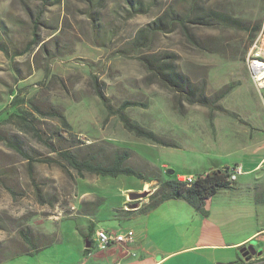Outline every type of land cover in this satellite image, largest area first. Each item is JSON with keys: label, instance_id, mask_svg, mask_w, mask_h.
<instances>
[{"label": "rangeland", "instance_id": "1", "mask_svg": "<svg viewBox=\"0 0 264 264\" xmlns=\"http://www.w3.org/2000/svg\"><path fill=\"white\" fill-rule=\"evenodd\" d=\"M192 1L141 0L145 11L138 13L127 0H0V120L12 111L16 93L39 105H52L65 113L73 134L64 132L56 118L37 114L43 137L53 138L59 146L63 134L65 144H74L80 156L92 148L103 147L109 154L128 148L127 163L144 176L80 175L58 164L31 163L0 140V252L20 244L26 248L21 230L27 229L32 244L45 247L32 254L35 259L66 264L71 253L62 250L79 245L89 223L92 230L137 226L134 212L124 207L126 193L133 190L129 188L145 184L143 189L152 193L166 179L236 162L247 164L264 153V89L256 88L246 60L258 31L253 29L264 19V0H202L228 20L192 24V38L180 28L154 36L151 50L176 53L178 69L203 88L211 101L208 105L183 101L176 106L169 90L148 81V72L133 52V39L141 27L167 9L188 13ZM35 32L42 41L24 53ZM96 83L110 107L96 94ZM127 100L144 103L125 111L172 145L153 143L129 131L118 114ZM12 128L0 125L3 131ZM20 136L33 157H57L31 132ZM260 173L264 166L239 174L237 182H253ZM257 185H264V174ZM84 192L89 196L80 200ZM219 195L235 197L236 204L255 209L254 216L240 219V225L264 228V205L255 204L253 191L234 196L224 190ZM191 222L185 238H195L201 230ZM263 242L264 236L251 241ZM203 253L182 254L177 264H200ZM263 259L264 253L253 261Z\"/></svg>", "mask_w": 264, "mask_h": 264}, {"label": "trees", "instance_id": "2", "mask_svg": "<svg viewBox=\"0 0 264 264\" xmlns=\"http://www.w3.org/2000/svg\"><path fill=\"white\" fill-rule=\"evenodd\" d=\"M140 1L127 0L128 4L133 6L138 13L145 11ZM228 18L229 16L225 13L207 7L202 0H193L188 13H178L167 9L163 14L148 22L137 31L133 39V52L138 55L141 63L148 72V81L156 82L169 90L174 95L176 106L180 105L183 101L202 105H208L211 101L202 87L193 85L190 78L178 69L176 53L151 50L150 46L154 36L160 32H170L176 28H180L186 37L192 38L190 32L192 24L213 25L217 20L226 21ZM37 23L38 21L35 20V28L37 27ZM259 27L260 24H257L253 32H256ZM41 41L35 32L33 39L26 45L23 52L27 53L33 48V45L40 44ZM95 88L96 94L101 98L105 106L110 107L102 88L97 83ZM12 96L10 103L12 111L0 120V125L12 124L15 129L13 130L12 128L9 131L0 129V140L4 141L11 148H14L26 159H31V163H34V161H43L58 164L64 168H73L80 175L87 172L100 176L117 177L120 175H137L140 178H144L140 171L127 163L131 157V150L128 148H118L110 154L103 147L98 149L92 148L85 155L80 156L73 149L74 144H65L67 137L63 134L60 140L61 145L57 146L53 143V138L47 139L43 137L42 129L36 123L38 120L37 114L56 118L61 124L63 131L71 135L73 134V127L65 113L52 105H39L36 101L30 98L27 99L26 95L22 96L16 93ZM137 105H144V103L127 100L118 109V114L125 127L135 135L143 137L153 143L172 145V143L161 138L154 130L144 127L126 113V108ZM27 132H31L39 140L47 144L50 152L55 153L57 157L35 158L27 152L24 140L20 136L21 134H27ZM234 168L226 166L211 169L206 173L197 174V179L191 184L184 183L178 178L166 179L159 183L156 189L148 196V203L138 209H129L128 212H145L155 208L165 200L184 198L197 211L203 215H208L209 211L206 208L207 199L220 189L230 188L235 184V180L230 179ZM148 181H151V179ZM256 188L255 200L257 204H264V185L261 188L257 185ZM21 236L26 244V248H22L21 244L15 245L12 250L8 249L5 252H0V260L13 257L27 251L30 246H35V244H32L29 230H21ZM27 243L29 245L28 247ZM236 264H264V259L262 261H253L251 258L246 261L240 256L236 260Z\"/></svg>", "mask_w": 264, "mask_h": 264}, {"label": "crops", "instance_id": "3", "mask_svg": "<svg viewBox=\"0 0 264 264\" xmlns=\"http://www.w3.org/2000/svg\"><path fill=\"white\" fill-rule=\"evenodd\" d=\"M261 147H264V143ZM255 155H257L256 150L253 151L252 157ZM253 159L247 164L236 162L231 168L241 166L242 172L240 175H248L254 171L262 170L264 153ZM226 166L228 165L219 168ZM263 174H258L253 182L247 181L243 183L237 182L239 179V174H237L235 184L232 187L220 189L207 199L206 208L209 211L208 215H203L197 211L184 198H173L163 201L149 211H134L132 216H134V220H137V226H128V228L124 229L98 227L92 230V226L89 223L86 226V229L88 228L87 231L81 232L86 238L82 236L81 243H78L79 245L66 247L62 250V252L71 253L69 257H72V260L66 264H177V258L180 255L197 251L204 252L200 264L236 261L241 256L240 247L249 244L253 239L264 236V228L258 230L254 226L246 227L245 223L240 225V219H243L245 215L248 218L254 216L255 209L250 205L245 208L236 204L235 197L227 199V197L223 198L219 194L224 190H230L235 194L234 196H240L246 190H251L253 191L254 202L257 204L255 200L256 182L263 177ZM144 187L145 184H142L137 188L129 189L142 190ZM86 196H89L88 192H84L79 198L82 200ZM219 196L220 198H218ZM128 201L126 193L124 198L125 208L131 204ZM148 201V197L141 200L136 209L141 208ZM90 213L87 212V215ZM199 218L202 219L200 220ZM191 221H194L197 231V228L199 230L201 228V230L195 238H185L184 232L190 229ZM99 229L117 232L133 230L135 241L131 243L114 242L107 247L101 248L97 242V230ZM44 248L42 244H35V246H30L23 253L0 260V264H46L47 260L42 262L39 259H35L32 255ZM254 259L252 258V260Z\"/></svg>", "mask_w": 264, "mask_h": 264}, {"label": "built area", "instance_id": "4", "mask_svg": "<svg viewBox=\"0 0 264 264\" xmlns=\"http://www.w3.org/2000/svg\"><path fill=\"white\" fill-rule=\"evenodd\" d=\"M247 66L256 88L260 92L264 89V19L256 35L254 36L249 51L247 53ZM242 172V167H235L231 180H236L237 174ZM184 183L191 184L197 179V175L188 174L178 177ZM135 241L133 230L125 232L108 231L105 229L97 230V242L101 248L116 243H131Z\"/></svg>", "mask_w": 264, "mask_h": 264}, {"label": "water", "instance_id": "5", "mask_svg": "<svg viewBox=\"0 0 264 264\" xmlns=\"http://www.w3.org/2000/svg\"><path fill=\"white\" fill-rule=\"evenodd\" d=\"M149 194H151V190H148V189L132 190V191L127 192L128 200L131 202V204L129 205V208L136 209L139 205V203L136 201L146 198L147 195ZM250 245H253V244L251 243ZM240 253H241V257H243L246 261L250 260L254 254L253 251L251 252V247L248 246V244L240 247ZM261 253H262V249L258 251V255H260ZM218 264H236V261L219 262Z\"/></svg>", "mask_w": 264, "mask_h": 264}, {"label": "flooded vegetation", "instance_id": "6", "mask_svg": "<svg viewBox=\"0 0 264 264\" xmlns=\"http://www.w3.org/2000/svg\"><path fill=\"white\" fill-rule=\"evenodd\" d=\"M248 246L251 247V252L253 251L254 254L252 256V258H255V257H260L263 253H264V242L262 244L259 243V245H250L248 244ZM262 249V253L260 255H258V251Z\"/></svg>", "mask_w": 264, "mask_h": 264}]
</instances>
